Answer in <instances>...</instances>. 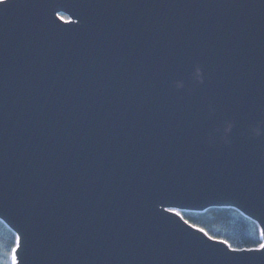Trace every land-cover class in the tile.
Wrapping results in <instances>:
<instances>
[{"label":"water","instance_id":"95a60500","mask_svg":"<svg viewBox=\"0 0 264 264\" xmlns=\"http://www.w3.org/2000/svg\"><path fill=\"white\" fill-rule=\"evenodd\" d=\"M220 206L264 231V0L0 4L17 264H264L168 211Z\"/></svg>","mask_w":264,"mask_h":264},{"label":"trees","instance_id":"16d2710c","mask_svg":"<svg viewBox=\"0 0 264 264\" xmlns=\"http://www.w3.org/2000/svg\"><path fill=\"white\" fill-rule=\"evenodd\" d=\"M66 18L65 15H61ZM193 225L204 229L210 236L227 240L234 248L257 247L261 240L255 221L233 207H209L203 211H181ZM17 243L15 232L0 219V264H11Z\"/></svg>","mask_w":264,"mask_h":264},{"label":"snow or ice","instance_id":"6c2138e0","mask_svg":"<svg viewBox=\"0 0 264 264\" xmlns=\"http://www.w3.org/2000/svg\"><path fill=\"white\" fill-rule=\"evenodd\" d=\"M5 0H0V4H4ZM168 211L173 212L176 216H180L181 219H183V217L181 216V213L176 211L173 208L168 209ZM185 224L188 223L187 220L184 221ZM190 227L195 228V225H189ZM197 231L202 232L205 236L208 237L209 240H212L215 244H222L225 246V249H227V251H224L222 249H220L219 251L223 252L224 257L226 260H232L233 258L228 256V253H260V252H264V231H261L260 236L262 238V242H260L258 244L257 247L254 248H233L232 245L227 241V240H217L215 237L213 236H208V234L206 232H204V229L200 228V229H196ZM13 253H15V249H13ZM11 264H17L16 261V257L15 255H12L11 257Z\"/></svg>","mask_w":264,"mask_h":264}]
</instances>
